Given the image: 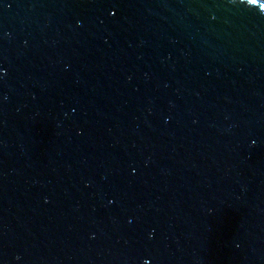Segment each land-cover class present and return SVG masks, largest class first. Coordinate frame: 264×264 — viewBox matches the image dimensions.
<instances>
[{
  "label": "water",
  "instance_id": "obj_1",
  "mask_svg": "<svg viewBox=\"0 0 264 264\" xmlns=\"http://www.w3.org/2000/svg\"><path fill=\"white\" fill-rule=\"evenodd\" d=\"M0 264H264V0H0Z\"/></svg>",
  "mask_w": 264,
  "mask_h": 264
}]
</instances>
